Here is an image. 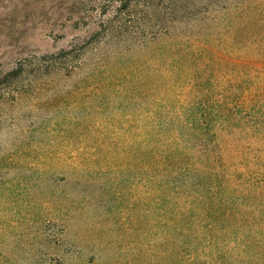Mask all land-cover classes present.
<instances>
[{"label":"rangeland","instance_id":"rangeland-1","mask_svg":"<svg viewBox=\"0 0 264 264\" xmlns=\"http://www.w3.org/2000/svg\"><path fill=\"white\" fill-rule=\"evenodd\" d=\"M173 1L0 0V264H175L145 151L200 103L264 184V0Z\"/></svg>","mask_w":264,"mask_h":264},{"label":"trees","instance_id":"trees-1","mask_svg":"<svg viewBox=\"0 0 264 264\" xmlns=\"http://www.w3.org/2000/svg\"><path fill=\"white\" fill-rule=\"evenodd\" d=\"M250 1L230 0L224 14L246 10ZM174 3L180 10L191 4ZM198 106V118L179 111L181 119L157 129L160 139L145 151L147 182L158 192L163 229L173 234L175 264H264L263 181L256 186L225 168L218 148L222 107Z\"/></svg>","mask_w":264,"mask_h":264}]
</instances>
